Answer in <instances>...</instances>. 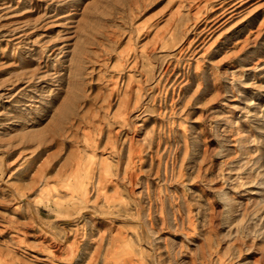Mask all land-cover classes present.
Wrapping results in <instances>:
<instances>
[{"label":"rangeland","instance_id":"obj_1","mask_svg":"<svg viewBox=\"0 0 264 264\" xmlns=\"http://www.w3.org/2000/svg\"><path fill=\"white\" fill-rule=\"evenodd\" d=\"M0 264H264V0H0Z\"/></svg>","mask_w":264,"mask_h":264}]
</instances>
